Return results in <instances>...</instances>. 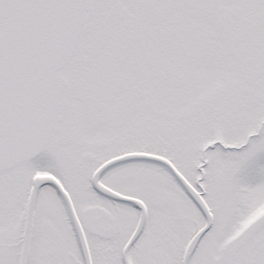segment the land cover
I'll use <instances>...</instances> for the list:
<instances>
[{
  "label": "snow or ice",
  "instance_id": "snow-or-ice-1",
  "mask_svg": "<svg viewBox=\"0 0 264 264\" xmlns=\"http://www.w3.org/2000/svg\"><path fill=\"white\" fill-rule=\"evenodd\" d=\"M0 264H264V0H0Z\"/></svg>",
  "mask_w": 264,
  "mask_h": 264
}]
</instances>
